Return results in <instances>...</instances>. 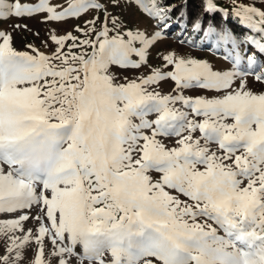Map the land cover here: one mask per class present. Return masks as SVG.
Segmentation results:
<instances>
[{
	"label": "snow or ice",
	"instance_id": "obj_1",
	"mask_svg": "<svg viewBox=\"0 0 264 264\" xmlns=\"http://www.w3.org/2000/svg\"><path fill=\"white\" fill-rule=\"evenodd\" d=\"M134 2L154 33L124 30L96 0L62 11L50 0H0V23L103 13L77 25L80 35L51 31L50 55L15 47L12 32H31L26 24L0 30V264H264V11L234 0L231 16L248 30L239 37L193 20V35L222 49L228 70L168 52L164 70L118 82L114 66L139 69L186 20V3L174 18L165 0ZM203 5L229 15L214 0ZM179 31V43L195 46ZM164 81L174 94L153 87Z\"/></svg>",
	"mask_w": 264,
	"mask_h": 264
},
{
	"label": "rangeland",
	"instance_id": "obj_2",
	"mask_svg": "<svg viewBox=\"0 0 264 264\" xmlns=\"http://www.w3.org/2000/svg\"><path fill=\"white\" fill-rule=\"evenodd\" d=\"M22 3H27L29 5H36L39 3V0H21ZM70 0H50L51 5L58 7V11H62L64 8L68 6ZM97 3H101L107 5L108 13L117 16L122 23L126 26L124 30L131 29L133 31H142L147 33H154V21L144 13L140 7L134 2V0H129L127 3H121L120 7H112L109 3V0H96ZM237 4H244L246 6H254L259 10L264 11V0H235ZM224 7L226 9H232L234 7V0H225ZM46 16V13H38L35 14L32 18H10L6 21L0 23V30H4L7 32H12L11 25L14 24H26L28 28L32 29L29 31H19L12 32L14 36L15 47L20 50H25L24 45L27 43H32L36 47L40 49V51L44 52L46 55H50L54 46L45 48L43 46V41L49 35V33L53 30L57 31L59 34H66L67 32H73V29L79 25L84 27L86 22L92 20L96 17L103 18V13L97 12L94 9H90L88 12L82 14L79 18H71L68 22H43V18ZM99 28L100 25L98 24ZM180 27L182 26H174L171 32L168 34L167 38L160 40L154 47H152L148 53L147 63L142 65L139 69H119L117 67L112 68V74L118 78V82H127L128 80L137 79L140 77H146L151 75L153 69H163L162 56L167 54L168 52H173L179 57L183 58H194L199 60L207 61L209 64L213 66L214 70L224 71L230 68V64L226 62L222 58V49L214 50V48H210L207 45L200 44L199 41L194 36H190L188 32L185 33L187 37L192 38L197 43L195 46L190 44H181L179 43L180 39ZM240 28L243 29L244 32H247V28L240 24ZM38 32L39 37H36L34 33ZM74 35H80L73 32ZM202 35V34H201ZM81 38H83L81 36ZM79 51V50H77ZM241 51H244L241 48ZM133 60L138 62V57H132ZM249 87L253 88L256 91L261 90V85L255 83L253 77H248ZM157 91H160L161 94H174L172 93V89L175 87L174 82L172 81H164L160 82L158 85L153 86ZM151 90V89H150ZM185 95L195 96V95H208V93L200 91V90H185ZM177 107H181L177 105ZM154 118V117H153ZM198 135V133L196 134ZM165 143L171 147L174 146V139L165 140ZM212 150H216L214 146H210ZM153 178H158L157 173H152ZM35 215V212H33ZM5 219L15 218V216L11 217H3ZM215 226V225H214ZM24 227L34 228L35 222L33 220H29L25 222ZM219 235L223 236L224 233L219 231ZM19 234V233H18ZM4 252V241L0 240V254ZM28 256L33 255V249H29L27 252Z\"/></svg>",
	"mask_w": 264,
	"mask_h": 264
},
{
	"label": "trees",
	"instance_id": "obj_3",
	"mask_svg": "<svg viewBox=\"0 0 264 264\" xmlns=\"http://www.w3.org/2000/svg\"><path fill=\"white\" fill-rule=\"evenodd\" d=\"M165 2L176 5V10H174L172 13L174 18L180 15L181 7L185 3L187 4V8L185 10L186 20L182 25L177 26L186 27L188 34L190 36H194L197 41L200 40V36L202 33L198 35H193L192 33V23L195 18H199L201 21H203V26L205 28L209 23H211L218 31L222 29H229L234 35L238 37L245 33L243 29L240 28V23L236 19L232 18V9H226V7L223 6L225 0H214V3H216L219 8L227 10V12L229 13V15L227 16H223L220 13H216L214 15L205 13L203 0H165ZM203 45H207L210 48H214V50H217L212 44L205 43Z\"/></svg>",
	"mask_w": 264,
	"mask_h": 264
}]
</instances>
